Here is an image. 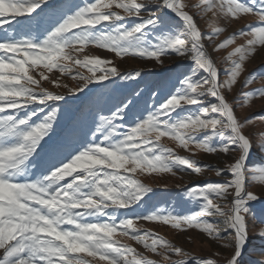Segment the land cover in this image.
<instances>
[{
	"label": "snow or ice",
	"instance_id": "snow-or-ice-1",
	"mask_svg": "<svg viewBox=\"0 0 264 264\" xmlns=\"http://www.w3.org/2000/svg\"><path fill=\"white\" fill-rule=\"evenodd\" d=\"M249 16L256 22L216 43ZM155 30L166 34L145 46ZM238 37L247 43L237 44ZM206 42L227 51L223 74ZM93 46L161 68L172 54L192 64L162 100L161 84L154 83L140 112V85L155 69L121 72L112 61L85 54ZM258 47H264V0H0V264H243L251 233L264 237V213L251 208L264 189L261 195L249 190L264 185V166L250 164L254 153H264V130L254 131V121L264 122V104L253 114L238 113L264 101V69L244 75ZM53 70L78 78L76 86L50 79ZM42 81L65 91H50ZM128 81L137 86L127 89L121 82ZM237 84L241 91L229 101ZM86 89L89 107L65 125L69 97L79 99ZM164 137L192 155L161 143ZM193 149L227 159L204 164ZM29 161L50 174L33 182L25 175ZM205 170L219 179L181 189L200 202L199 210L140 211L154 189L138 172L201 176ZM137 221L197 229L228 254L194 255L141 231Z\"/></svg>",
	"mask_w": 264,
	"mask_h": 264
},
{
	"label": "rangeland",
	"instance_id": "rangeland-1",
	"mask_svg": "<svg viewBox=\"0 0 264 264\" xmlns=\"http://www.w3.org/2000/svg\"><path fill=\"white\" fill-rule=\"evenodd\" d=\"M81 2V0H78ZM184 2L188 4L198 3L199 0H184ZM119 11V10H118ZM170 16H174V14H169ZM179 19L178 17L176 18ZM198 23L200 24L202 30L208 31L207 25L205 22L201 21L199 18ZM255 17L249 16L247 19H242L238 24H233L229 27L228 31L221 34V36L216 40V43L222 42L233 30L238 31L241 27H243L247 23H255ZM220 26H225L219 20L217 21ZM179 27V25H177ZM166 34V31L155 30L153 33H149L142 43L147 46V43L150 42L154 37H158ZM247 39L244 37H238L237 44H246ZM206 47L209 52L212 54L213 58L218 62L221 73L223 74V70L226 67L224 62V57L227 55V51L221 50L219 52H215L213 50L212 42H206ZM229 47V50H231ZM85 54L100 56L102 59H107L112 61V65L116 66L121 72L126 71H134V70H145L147 72L148 69L154 68L155 74L148 73L145 76V81L140 85V87L145 88V93L143 99L139 101L138 111L143 112L146 102L150 103V89L154 83L159 82L161 87L159 89L160 99L162 100L167 96L170 91L174 90L175 86H178L176 82L177 76L184 72L187 67H190L192 62L187 60H178L174 54H172L169 58H164V66L161 68L158 64H154L152 61H146L139 57H117L114 53L109 52L106 49H99L90 47L85 50ZM70 63V62H69ZM179 64V67L177 66ZM264 69V47H258L257 52L250 57L249 61L246 64V72L245 76L251 73L253 70ZM43 70V69H41ZM80 72H83L85 75H90L87 69L78 68L75 69ZM51 78H59L62 83H67L69 87L76 86L78 82L77 80L72 79L71 74H63L61 75L56 70H53L52 73H46ZM99 75V73H97ZM126 84L125 87L129 90L134 89L137 84L136 82L128 81L121 82ZM44 87H47L50 91H65V89L55 88L54 85L50 84L48 81H42ZM260 81L257 80L254 85L251 87L259 86ZM89 87H94V85H90ZM241 88L240 85L237 84L234 86V90L230 91L227 94V98L231 101L235 96L240 93ZM91 94L88 93L87 89L80 93L79 99H73L69 97L71 103L68 107L71 109L69 117H67L64 121L66 125L68 123L69 118H72L74 115H79L81 111H86L90 105ZM264 104V101H260L257 99L255 105L252 108H241L238 109V113L241 117L253 114L259 110L261 105ZM36 106L33 105V108ZM104 114H108L105 112ZM146 114V113H145ZM89 123L91 120L89 119ZM254 131L259 133L264 130V122L254 121ZM161 143L167 145L168 147L174 149L180 155H192V153L185 152L182 148H180L177 142L169 139L167 137L162 138ZM39 151V149H37ZM195 156L193 158L198 159L204 164H219L221 161L226 160V157L220 156L217 157L212 154H205L203 152H198L193 149ZM78 154V153H76ZM74 156L68 157L64 162L68 163ZM250 164L257 166H264V153H254L250 157ZM50 173H42L39 165L32 166V161L28 162V166L25 167V175L28 176L33 182L37 179L42 178V175H48ZM23 178V177H22ZM136 178L139 179L142 183L147 186H150L154 189L153 193H150L151 200L145 205L144 209H141L144 214H150L157 209H163L165 212L172 211L175 215H184L190 214L194 211L200 209L201 204L198 201H195L189 197H185L182 188L186 186H190L193 183H201L205 179L217 180L214 172L205 170V174L201 176L189 175L188 173H181L177 171V174L173 176L170 173H140L136 174ZM70 179V178H69ZM180 185V188L177 187ZM262 189H264V185H251V191H254L257 195H261ZM148 200V197H145ZM251 208L253 213L261 214L264 213V195H261V199L257 201H253L251 204ZM124 212H128L129 210H122ZM136 226L141 229V231L148 230L155 233L158 236L164 237L166 240L172 242L177 246L183 247L186 251L191 252L194 255L198 256H208L209 253L213 251H221L225 255L228 253L225 252L222 248H219L216 244L212 243L206 236L199 232L197 229H174L171 225H165L157 221H137ZM118 240H121L123 243H127L130 246L136 248L138 251L148 256L151 259L159 260L160 258L156 255L152 254L147 249L140 244H137L135 241L123 237L119 234L115 237ZM191 238V239H189ZM259 262H264V237L255 234V231L251 233L250 242L247 245V250L243 255V264H259Z\"/></svg>",
	"mask_w": 264,
	"mask_h": 264
}]
</instances>
